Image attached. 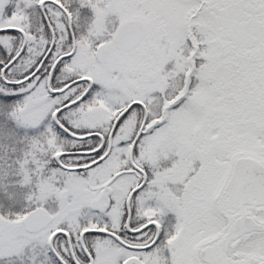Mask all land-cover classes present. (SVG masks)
<instances>
[{
  "label": "snow or ice",
  "instance_id": "1",
  "mask_svg": "<svg viewBox=\"0 0 264 264\" xmlns=\"http://www.w3.org/2000/svg\"><path fill=\"white\" fill-rule=\"evenodd\" d=\"M0 264H264V0H0Z\"/></svg>",
  "mask_w": 264,
  "mask_h": 264
}]
</instances>
